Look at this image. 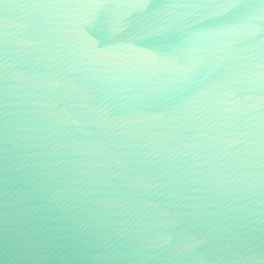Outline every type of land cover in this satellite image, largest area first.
<instances>
[{"label":"water","instance_id":"water-1","mask_svg":"<svg viewBox=\"0 0 264 264\" xmlns=\"http://www.w3.org/2000/svg\"><path fill=\"white\" fill-rule=\"evenodd\" d=\"M0 264H264V0H0Z\"/></svg>","mask_w":264,"mask_h":264}]
</instances>
